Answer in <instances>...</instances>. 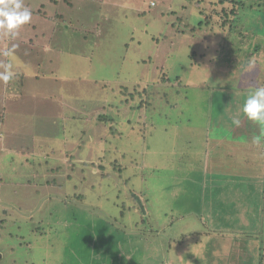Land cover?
Returning <instances> with one entry per match:
<instances>
[{"label":"rangeland","instance_id":"rangeland-1","mask_svg":"<svg viewBox=\"0 0 264 264\" xmlns=\"http://www.w3.org/2000/svg\"><path fill=\"white\" fill-rule=\"evenodd\" d=\"M213 1L23 0L0 32L23 85L0 81V264H264V124L230 121L264 13L224 27Z\"/></svg>","mask_w":264,"mask_h":264},{"label":"clouds","instance_id":"clouds-1","mask_svg":"<svg viewBox=\"0 0 264 264\" xmlns=\"http://www.w3.org/2000/svg\"><path fill=\"white\" fill-rule=\"evenodd\" d=\"M32 11L24 5L23 0H0V32L10 37H15L24 25L30 23ZM16 45L6 50L3 55L13 54ZM16 73L13 71V64H4V71L0 72V81L5 83L11 81ZM241 112L247 120L257 124H264V86L255 87L245 98ZM231 123L236 127L241 124L240 118L233 117ZM262 137H254L253 142L260 144Z\"/></svg>","mask_w":264,"mask_h":264},{"label":"trees","instance_id":"trees-1","mask_svg":"<svg viewBox=\"0 0 264 264\" xmlns=\"http://www.w3.org/2000/svg\"><path fill=\"white\" fill-rule=\"evenodd\" d=\"M193 1H196V0H193ZM243 1H245V2H247V0H243ZM198 3V7L200 6V2H197ZM239 3H241V0H214L213 1V6L215 5V7L217 6V5H220V7H221V13L223 14V15H227V17L226 18H221L220 20V25L221 26H224V27H226V26H230V28H233L234 26H233V24H235V22H236V20L235 19H237V16H238V13L236 12V10L238 9V7H239ZM192 4V3H191ZM151 5H154V2H151ZM259 8L260 10H262L263 11V13H264V0H250V8ZM202 12H204V11H202ZM210 16V15H209ZM57 16H55L54 18H56ZM208 17V16H207ZM221 17H223V16H221ZM231 17V18H230ZM230 21H232V24L230 25ZM43 22V21H42ZM206 22H207V24L208 25H212L213 23H210V21H208V19L206 20ZM205 24V22L203 21V20H201V21H199V25H204ZM227 24H229V25H227ZM206 25V24H205ZM39 28H41L40 26H39ZM56 29V28H55ZM241 29V28H240ZM126 46H128V44H126ZM252 46V45H251ZM258 48H259V51L260 50H262V47H260L259 45H254V47H253V49H255V50H253V52L255 53V54H257V51H258ZM252 49V47H248V49L247 50H251ZM263 54H264V51H263ZM259 55H260V57H259V59H262L263 58V55H262V53H259ZM261 61V60H260ZM262 62V61H261ZM260 62V63H261ZM262 64V63H261ZM263 68V67H262ZM261 70V72H260V74H259V78L260 79H264V69H260ZM161 76V81H166L167 79H166V76L164 75V74H162V75H160ZM20 80H22V77H20V78H18V84H16V81H17V79H12L11 80V82H9L8 84H7V86H11V84H12V89H13V87H16V88H18V87H20L21 85H22V83H20ZM66 82V81H65ZM132 87V86H131ZM121 88H123V89H125V90H127L128 88H130V86L128 85V87H125V85H122L121 86ZM124 90V91H125ZM254 91V90H253ZM137 93H130V91L126 94V95H128L130 98H133L132 96H134V95H136ZM125 95V96H126ZM138 95H140V94H138ZM142 101V100H141ZM142 106V104H139L138 105V107H141ZM226 118V117H225ZM226 119H228V118H226ZM229 120V119H228ZM230 121H232V120H230ZM93 163V162H92ZM67 164H71L72 166H75L74 164H72L71 162H68ZM88 162H86V161H84V162H82V165H83V167L85 166V167H88ZM95 168V167H94ZM77 169V168H76ZM212 169H214V168H212ZM83 172H85L84 170H83ZM106 174H108V173H106ZM109 175V174H108ZM104 176H106L105 175V173L103 172L102 173V175H101V180L102 181H104L103 180V178H104ZM261 177H263V180H262V183H263V187H264V167H263V173L261 174ZM121 179H122V176L120 177ZM102 181H100V183H99V186H101L102 187V185H103V182ZM55 182H52V185L53 186H55V187H58V184H54ZM135 186V185H134ZM130 192L131 191H133V190H129ZM69 197V200H65L64 202L66 203V204H70L71 203V200H77V201H79V202H81V200H82V198H84L85 197V194H82V193H77V194H73V195H69L68 196ZM136 198V194L134 193V199ZM138 198V197H137ZM136 200V199H135ZM139 201V200H138ZM193 201H198V198H194L193 199ZM261 202L264 204V201H263V198H262V200H261ZM261 203V204H262ZM87 211V210H86ZM108 247H109V250L107 251V254H110V253H112V252H115V251H113V248H112V246L111 245H109L108 244ZM120 252L118 251V253L116 254L117 255V257H118V254H119ZM117 257H115L116 259L115 260H111V262H112V264H116L117 263ZM123 257V256H122ZM125 257V256H124ZM262 263V262H261Z\"/></svg>","mask_w":264,"mask_h":264},{"label":"crops","instance_id":"crops-1","mask_svg":"<svg viewBox=\"0 0 264 264\" xmlns=\"http://www.w3.org/2000/svg\"><path fill=\"white\" fill-rule=\"evenodd\" d=\"M240 34V33H239ZM248 47H250V45L248 46ZM252 47V46H251ZM254 55H258L257 57L259 58L260 57V55H259V53L257 52V54H255L254 53ZM251 60L252 59H250L246 64H252V67H251V70H255L256 71V75H255V78H253V79H246L245 81H243L242 83H238V84H235L234 85V87H233V89H234V91L235 92H239L238 93V97H240L241 95V99H242V101H241V103L240 104H243L244 103V100H245V98H246V96L251 92V91H253L254 89H255V87H260V86H263V84H264V79H260L258 76H259V74H260V72H261V68L263 67V65L261 64V63H251ZM259 60V59H258ZM240 62H242V60H240ZM261 65H262V67H261ZM264 68V67H263ZM248 70H250V68H248ZM51 72H53V70L51 71ZM59 76H62V77H65V75L63 74V75H57L56 73H54V75L52 76L53 78H55V77H59ZM67 77H65V79H66ZM65 79L63 80V81H65ZM249 82H250V84H249ZM252 82V83H251ZM237 85V87H235ZM22 87H23V85H21L20 87H18V88H20V90L22 89ZM223 87H226V86H223ZM231 88V87H230ZM233 89H231V91L233 90ZM238 89V90H237ZM11 92H14V90L12 89L11 90ZM12 94V93H11ZM25 94H26V91H25ZM224 107V106H223ZM227 107L225 106L223 109H222V111L223 110H228V111H230L229 109H226ZM232 113H238V116H239V118H240V120H247V118L243 115V113L241 112V107H240V105L238 106V108L236 109V112H234V111H232ZM231 113V114H232ZM233 117H231V119H232ZM229 119V118H228ZM230 120V119H229ZM245 125H246V122L244 123ZM257 124V123H256ZM258 126H260V125H262V124H257ZM250 126H254V122H252V121H250ZM264 161V160H263ZM0 162H2V161H0ZM264 164V163H263ZM263 166V165H262ZM0 185H2V182H1V184ZM263 192H264V190H263ZM263 198H264V196H263ZM1 201H2V199H1ZM0 205H1V202H0Z\"/></svg>","mask_w":264,"mask_h":264}]
</instances>
